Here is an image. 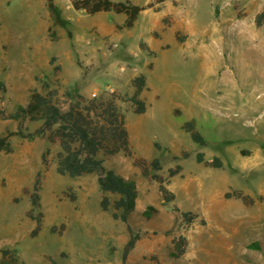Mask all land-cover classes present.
<instances>
[{"label":"rangeland","instance_id":"1","mask_svg":"<svg viewBox=\"0 0 264 264\" xmlns=\"http://www.w3.org/2000/svg\"><path fill=\"white\" fill-rule=\"evenodd\" d=\"M130 1L146 7L132 28L121 27L124 13L89 14L71 0H54L67 27L54 24L47 0H0V136L43 125L10 114L33 92L46 93L45 81L58 89L63 110L69 90L114 97L132 155L120 152L104 166L138 191L124 222L112 206L101 207L98 173L60 174L58 143L10 136L12 150H0V262L123 264L130 226L140 237L129 263L264 264V23H256L264 0ZM139 74L147 78L142 113L128 99ZM188 121L205 145L184 128ZM199 152L205 160L219 156L223 165L198 162ZM136 157L161 159L156 173L166 178L173 201H164L158 181L134 165ZM178 165L182 171L168 177ZM237 189L254 202L225 197ZM106 195L111 202L119 197ZM174 206L198 217L187 225ZM36 218L41 226L34 233ZM180 234L188 246L177 257Z\"/></svg>","mask_w":264,"mask_h":264},{"label":"trees","instance_id":"2","mask_svg":"<svg viewBox=\"0 0 264 264\" xmlns=\"http://www.w3.org/2000/svg\"><path fill=\"white\" fill-rule=\"evenodd\" d=\"M73 7L79 10H85L89 14H96L103 11H113L115 13L126 14V19L121 27L132 28L135 25L141 12L146 9L145 6L135 4L130 0H71ZM47 6L51 12L54 24L64 27L69 22L63 18L61 8L54 0H47ZM257 25L264 23V8L256 16ZM54 59V58H53ZM55 69H59L56 65ZM134 86L133 94L128 98L134 105L137 113L146 110V103L141 98V93L147 85L145 74H139L132 79ZM44 88L48 89L46 93L35 91L31 94L29 102L26 105H18L15 112L10 117L16 120L29 118L31 120H43V125L32 132H24L22 129L10 131L7 135L0 136V150L10 152L12 150L9 137L19 135L28 139L37 136L46 137L50 143H58L60 150L57 154V171L63 175L72 177L84 174L98 173V184L100 190L104 193L101 200V207L108 210L112 206L115 211V218L128 222L131 212L135 209L138 191L136 184L123 175L116 173L114 170L106 169L104 161L111 156L120 152L128 156L132 155L130 147V135L125 121V115L121 111L114 97H105L98 95L86 98L78 90L67 91L66 95L71 99L69 107L61 109L57 103L58 89L50 88V83L45 81ZM184 128L190 132L194 141L201 145L206 144V140L200 131L195 127L193 121L186 122ZM188 155V153H185ZM45 160V155L43 156ZM198 162H205L213 167H221L223 161L219 156L212 160H205L204 153L199 152L196 156ZM134 165L141 169L144 176L152 177L159 183L165 202L173 201L175 194L167 187L166 178L156 173L162 169L160 158L147 160L142 157L134 159ZM182 171L181 166L169 169L168 177L175 176ZM38 188V181L36 182ZM117 194L119 197L113 202L106 193ZM226 198L236 197L241 199L245 204H252L254 199L245 194L242 190H234L225 193ZM33 204L39 205L38 194L34 195ZM154 208L150 206L145 214L150 217ZM174 210L178 213L183 223L190 225L198 217V213L193 211H181L177 206ZM37 224L34 230L36 233L41 226V219L36 218ZM204 223L205 220L201 219ZM130 238L123 250V264H137L127 262L130 251L134 248L140 237L130 226ZM188 246V238L180 234L174 239L173 254L175 256L183 255ZM11 251L3 250V255L7 256ZM54 264H58L53 261ZM0 264H11L10 261L2 260ZM142 264H150L148 262Z\"/></svg>","mask_w":264,"mask_h":264}]
</instances>
